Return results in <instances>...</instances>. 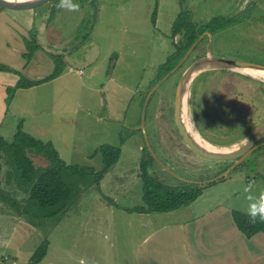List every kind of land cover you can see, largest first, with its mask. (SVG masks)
I'll use <instances>...</instances> for the list:
<instances>
[{"label":"rangeland","instance_id":"obj_1","mask_svg":"<svg viewBox=\"0 0 264 264\" xmlns=\"http://www.w3.org/2000/svg\"><path fill=\"white\" fill-rule=\"evenodd\" d=\"M253 1L259 10L250 9ZM74 2L80 4V11L58 9L59 0H50L39 7L46 13L47 32L55 33L59 40L71 38L58 57L59 63L65 66L66 61L73 68L65 87L50 85L44 88L45 92L38 91L37 96H58L59 105L67 107H60L62 115L58 118L55 115V122L48 115L28 113H21L20 120L14 121V115L10 114L0 133L11 142L18 127L35 133L36 124L54 123L51 135L55 143L51 145L68 165L66 177L72 183L75 197L63 212L47 217L44 208L26 202L9 155L2 152L0 264H137V245L160 222L170 221L169 218L171 222L188 220L192 231V219L196 222L201 215L215 216L210 211L216 209L225 211L219 214L218 224L212 219L211 225L219 227L233 209L246 210L248 202L243 188L250 181L255 182V191L264 189V141L242 161L241 167L233 168L223 179L217 178L235 161L206 159L190 149L176 126L174 107L176 85L187 66L198 58L208 55V58L226 57L264 65V19L261 18L264 0ZM180 13L185 15L183 21L196 24L217 15L233 18L234 22L223 30L204 33L197 47H192L172 70L162 75L160 69L173 52V42L181 38L180 34L172 36L171 32ZM31 39L34 42V36ZM26 53L30 55L27 59L23 54L25 61L34 64V52L27 49ZM0 54L9 57L4 47ZM102 58L115 64L106 69L108 72L113 69L114 80L123 85L117 92L114 83L107 82L108 74L105 78L99 76L101 62L95 61ZM90 63V68L96 66L97 72L92 80L85 82ZM220 70L211 62L203 64L190 80L187 101L196 129L215 144L236 141L264 122V80L237 70L231 73ZM99 83L101 102L97 104L98 93L90 91V86ZM138 84L141 97L129 91L136 90ZM122 90L120 106L112 100L119 98ZM10 108L11 113L17 106ZM69 115L75 117L73 122H67ZM93 115L103 119L99 121ZM139 118L144 119L143 129ZM240 141L232 145L236 147ZM64 143H70L69 147ZM111 145L120 149V156L106 173L99 175L104 165L101 148ZM36 154L31 155L35 166L48 164L46 157ZM38 156L44 161L38 162ZM144 158H150L149 174L166 185L214 181L203 185L201 194L188 205L170 213L151 211L136 217V213H125L122 205L144 204L140 176ZM200 226L210 231V225ZM222 228L213 236L222 234ZM43 242L46 243L44 256L32 261V254ZM261 262L252 260L251 264Z\"/></svg>","mask_w":264,"mask_h":264},{"label":"crops","instance_id":"obj_2","mask_svg":"<svg viewBox=\"0 0 264 264\" xmlns=\"http://www.w3.org/2000/svg\"><path fill=\"white\" fill-rule=\"evenodd\" d=\"M49 2L50 0L43 1L30 8H0V49L3 47L6 48L8 53L7 56H9L5 58L4 54H0V64L12 70H0V130L10 114L14 115V121L20 120L19 118L22 117V115H20L21 113H28L32 115L41 114V116L48 115L52 117V120L55 122V115H57L56 118L62 115V113H60V107H67L65 104L59 105L58 96H50L49 94L47 96H37L38 91H46L44 89L45 87H50V85L59 86L62 84L63 88L65 87V82H70L68 73L73 67L68 65L66 61L65 66L61 63V73L50 80L39 82L28 88H16L12 93L7 90L8 87H12L16 84L19 79V74L36 81L48 76L54 69L55 57L63 50L67 42L71 41V38H68L66 41L59 40L55 33L46 31L48 26L46 22V13L40 11L39 7ZM41 26H43L42 31ZM31 32L34 33L31 34ZM33 36L37 47L33 51L34 53L32 56L36 59V62L31 65L29 64L30 62L25 61L23 54L25 55L28 49L27 42H30ZM31 60L32 59H30V61ZM108 60L110 59L102 58L97 59L95 62L97 64L101 62V70L98 71L99 76L102 75L105 78L108 74L107 82H113L117 92V89L123 87V85L120 83L118 84L114 80L113 69L110 72L106 69L109 65H115L110 63L112 60H110V62ZM91 64L92 63L87 65L89 70L85 77V82L92 80L93 75L97 72L96 66L90 68ZM79 72H81V69L78 70V73ZM62 81L64 82L62 83ZM100 84L101 83L90 86V91L96 95L98 93V97L95 99L97 104L101 102L99 90L102 88V85ZM139 85L140 84L136 87V90L135 88L129 89V91L137 95V97L142 96L141 93L138 92ZM149 90L144 97L150 93L151 90ZM122 93L123 90L119 98L112 100L115 103H119L120 106ZM12 105H16L17 109L10 113L9 110H11L10 106ZM35 106L36 110L33 109ZM87 110H89V107ZM93 117L99 121L103 119V117L98 115H93ZM67 119V122H73L75 117L69 115ZM140 122L141 128L143 129L144 119L142 118L141 120L139 118V124ZM11 123L15 124L13 120H11ZM148 123L151 125L153 121L150 120ZM46 125H48V127H45ZM53 126H55L54 123L52 124L49 122L36 124L34 127L35 133L21 130L43 142L55 143L51 135L53 133ZM0 135L5 138L1 133ZM70 135H72V133ZM62 137L65 141L66 134H63ZM69 145L70 143H64V146L69 147ZM120 152L119 149V156ZM41 157L42 156H38L36 158L38 162L43 159V157ZM42 161H44V159ZM122 207L125 209V213L128 212L133 215L134 213L138 214L136 217L149 213L134 210L138 205L136 207L122 205ZM172 211L173 210L167 211V213ZM210 212L211 214L216 213V215H201L197 217L196 222L195 219L191 220L193 226L192 231L189 230L188 220L185 222H181L180 220L171 222V218H169L170 221L160 222L155 228L151 229L137 245L135 254L137 264H251L252 260L262 261L261 263L264 264V232H258L251 237H246L237 228L232 217V212L228 214L227 218L222 220L223 223L221 226L218 227L217 225L214 227L211 225L212 219L218 224L219 214L225 211L219 212L214 209ZM205 223L210 225V231L202 230L200 224ZM221 227H223L222 234L214 237V232L218 231ZM262 258L263 260H261Z\"/></svg>","mask_w":264,"mask_h":264},{"label":"trees","instance_id":"obj_3","mask_svg":"<svg viewBox=\"0 0 264 264\" xmlns=\"http://www.w3.org/2000/svg\"><path fill=\"white\" fill-rule=\"evenodd\" d=\"M257 5L258 4L253 1L250 9L259 10ZM179 16L181 20L178 17V19L173 22L171 32L172 36L180 34L181 38L173 42V52L167 57V62L163 64L164 66H161L160 74L162 75L172 70L183 59L192 44L201 34H211L216 30H223L234 22L233 18L224 15H217L209 21L196 24L188 20L183 21L182 19L185 18L183 13H180ZM261 18L264 19V15H262ZM244 20L245 19L242 21ZM201 39L203 40V38ZM201 39L195 44L194 48L202 41ZM36 47L37 45H35V42H27V48L30 53L33 52ZM25 55H27L26 58L28 59V55L30 54L26 53ZM61 69L62 67L61 63H59V57L56 56L54 69L48 76L36 81L19 74V79L16 84L12 87H8L7 90L12 93L16 88H28L39 82L50 80L61 73ZM0 70L12 71L10 68L2 64H0ZM220 71L231 73L230 70L225 69H221ZM203 137L208 140L205 136ZM263 141L264 139H261L259 142ZM227 143L230 142L223 141L218 144L224 145ZM5 151H7L10 163L17 173L18 183L23 187V195L26 196V202H29L32 206L44 208L47 211V217L57 215L67 209L69 202L75 197L72 183L66 177L68 165L61 160L58 152L52 147L50 142H43L36 139L18 127L14 139L11 142L7 141L0 135V160L2 152L4 153ZM33 153H38L39 155L46 157V162L48 164L35 166L33 161L34 158L31 157ZM101 155L104 165L99 172V175L103 174L107 168L115 163L119 156V148H114L112 146L102 147ZM149 159L150 158H144L140 169V176L143 182L142 200L144 204L134 208V210L140 212H167L188 205L201 194L205 184H211L214 181L211 180L205 183L183 181L177 186L166 185L149 174L147 170L150 163ZM151 160L153 161L152 158ZM241 163L234 169L241 167ZM222 172L218 174H221ZM223 178L225 177H221V179ZM26 205L28 207L27 203ZM232 217L237 228L246 237H251L258 232H264V223H260L259 221L255 224L250 223L245 211L233 209ZM45 251L46 243L43 242L42 245L32 254L31 260H40L44 256Z\"/></svg>","mask_w":264,"mask_h":264},{"label":"water","instance_id":"obj_4","mask_svg":"<svg viewBox=\"0 0 264 264\" xmlns=\"http://www.w3.org/2000/svg\"><path fill=\"white\" fill-rule=\"evenodd\" d=\"M43 1L47 0H0V6L15 9L30 8ZM202 35L203 34H201L197 38V40L192 44L190 49L195 46V44L201 39ZM207 62H211L212 64L220 67L221 69L230 71L237 70L240 72H243L242 69L245 68L264 69V65L226 57L208 58V55H206L205 57L198 58L192 63H190L181 75L176 85L174 96L175 121L179 133L187 144V146L192 149L197 155L206 159L235 161L234 164L230 166V168H228L225 172H223L220 176L217 177L221 178L226 177L230 170L239 165L250 154L252 150L263 144V142L259 141L264 138V122L256 125L255 128L253 127L254 129H252L248 134H245L241 138H239L238 140L241 139L240 144L236 147L233 146L234 148H232L231 150L210 151L195 142L183 121V91L185 89V86H187V83L194 78V74H196L197 71L200 70L201 66ZM217 178H215V180Z\"/></svg>","mask_w":264,"mask_h":264},{"label":"clouds","instance_id":"obj_5","mask_svg":"<svg viewBox=\"0 0 264 264\" xmlns=\"http://www.w3.org/2000/svg\"><path fill=\"white\" fill-rule=\"evenodd\" d=\"M58 9L66 11H79L80 5L75 3L74 0H59V3L56 5ZM43 26H41V31ZM254 78L260 79L261 74H251ZM245 199L248 202L247 208L245 210L246 215L249 218V222L252 224L264 223V189L255 191V182L250 181L243 188Z\"/></svg>","mask_w":264,"mask_h":264},{"label":"bare ground","instance_id":"obj_6","mask_svg":"<svg viewBox=\"0 0 264 264\" xmlns=\"http://www.w3.org/2000/svg\"><path fill=\"white\" fill-rule=\"evenodd\" d=\"M242 71L248 75L251 74H261V80H264V69H251V68H245L242 69ZM253 77V75H251ZM190 82L187 83V86H185V89L183 91V121L187 127V130L189 131V133H191L193 139L195 140V142L210 150V151H227V150H231L233 145V143H235L236 141L230 142L228 144H224V145H220V144H214L208 140H206L196 129L195 125L193 124V120L191 119L189 113H188V97H190ZM229 146V147H228ZM234 148V147H233Z\"/></svg>","mask_w":264,"mask_h":264},{"label":"flooded vegetation","instance_id":"obj_7","mask_svg":"<svg viewBox=\"0 0 264 264\" xmlns=\"http://www.w3.org/2000/svg\"><path fill=\"white\" fill-rule=\"evenodd\" d=\"M181 154H182V156L184 155V153H182V152H181Z\"/></svg>","mask_w":264,"mask_h":264}]
</instances>
